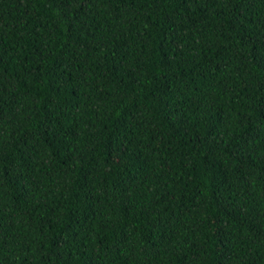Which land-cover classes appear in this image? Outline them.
I'll use <instances>...</instances> for the list:
<instances>
[{"label":"trees","instance_id":"obj_1","mask_svg":"<svg viewBox=\"0 0 264 264\" xmlns=\"http://www.w3.org/2000/svg\"><path fill=\"white\" fill-rule=\"evenodd\" d=\"M0 264H264V0H0Z\"/></svg>","mask_w":264,"mask_h":264}]
</instances>
